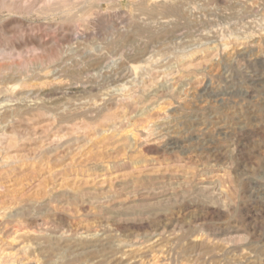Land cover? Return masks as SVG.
<instances>
[{"label":"rangeland","instance_id":"374dc122","mask_svg":"<svg viewBox=\"0 0 264 264\" xmlns=\"http://www.w3.org/2000/svg\"><path fill=\"white\" fill-rule=\"evenodd\" d=\"M45 1L0 0V264H264V0Z\"/></svg>","mask_w":264,"mask_h":264},{"label":"bare ground","instance_id":"6f19581e","mask_svg":"<svg viewBox=\"0 0 264 264\" xmlns=\"http://www.w3.org/2000/svg\"><path fill=\"white\" fill-rule=\"evenodd\" d=\"M44 1H45V0H44ZM100 1H101V0H100ZM45 2H46V1H45ZM56 2H57V0L55 1V3H56ZM50 3L53 4L54 2H53V3L50 2ZM57 3H58V2H57ZM48 4H49V3H48ZM23 5H24V4H23ZM43 5H44V4H43ZM43 5H42V6H43ZM46 5H47V3H46ZM49 5H50V4H49ZM65 5H66V4H65ZM48 7H49V6H48ZM51 8H52V7H51ZM51 8L49 7V9H51ZM53 8H54V7H53ZM53 8H52V9H53ZM62 8H63V7H62ZM54 9H55V8H54ZM65 9H66V7H65ZM40 10H42V9H40ZM44 10H45V9H44ZM44 10H43V11H44ZM56 10H58V9H56ZM56 10H55V11H56ZM70 10H71V9H70ZM50 11H51V10H50ZM46 12H47V9H46ZM48 12H49V11H48ZM58 13H59V12H58ZM46 14H47V13H46ZM40 15H41V14H40ZM68 15H69V14H67V16H68ZM73 16H74V15H73ZM73 16H72V17H73ZM50 17H51V16H50ZM71 19H73V18H71ZM80 19H81V18H80ZM20 28H21V27H20ZM21 29H22V28H21ZM21 34H22V33H21ZM62 36H63V35H62ZM19 37H20V36H19ZM72 37H73V36H72ZM39 39H40V38H39ZM39 43H40V42H39ZM31 45H32V44H31ZM40 45H41V44H40ZM44 46H45V45H44ZM1 47H2V46H1ZM42 49H43V48H42ZM14 50H15V49H14ZM29 54H30V53H29ZM20 55H21V54H20ZM11 56H12V55H11ZM2 59H3V58H2ZM7 59H8V57H7ZM12 59H13V58H12ZM12 59H11V60H12ZM17 59H18V58H17ZM0 60H1V58H0ZM4 60H5V59H4ZM51 60H53V59H51ZM0 62H1V61H0ZM67 89H68V88H67ZM73 90H74V89H73ZM71 91H72V90H71ZM57 94H58V93H57ZM80 94H81V93H80ZM36 104H37V103H36ZM0 105H1V104H0ZM3 106H4V105H3ZM19 106H20V105H19ZM0 107H1V106H0ZM21 107H22V106H21ZM23 108H24V107H23ZM106 108H108V107H106ZM109 109H110V108H109ZM29 110H30V109H29ZM32 111H33V110H32ZM90 111H91V110H90ZM14 112H15V111H14ZM17 112H18V111H17ZM19 112H20V111H19ZM9 113H10V112H9ZM22 113H23V112H22ZM9 119H10V118H8L7 120L10 121ZM5 121H6V120H5ZM19 122H20V121H19ZM79 123H80V122H79ZM7 126H8V125H7ZM7 126H6V127H7ZM16 127H17V126H16ZM78 128H79V127H78ZM0 129H1V128H0ZM17 129H18V128H17ZM19 129H20V128H19ZM26 130H27V129H26ZM6 131H7V130H6ZM19 131H20V130H19ZM23 131H25V130H23ZM29 131H30V130H29ZM41 131H42V130H41ZM2 133H3V132H2ZM26 134H28V133H26ZM36 137H37V136H36ZM38 137H39V135H38ZM38 137H37V138H38ZM24 138H25V137H24ZM13 139H14V138H13ZM32 139H33V138H32ZM8 140H9V139H8ZM16 140H17V139H16ZM12 141H15V140H12ZM3 142H4V141H3ZM5 144H6V143H5ZM5 144H4V145H5ZM7 144H9V143H7ZM7 144H6V146H7ZM0 152H3V151L0 150ZM76 226H77V225H76ZM78 226H80V225H78ZM81 227H82V226H81ZM81 227H80V229H81ZM77 229H78V228H77ZM6 255H7V254H6ZM12 256H13V255H12ZM9 257H10V256H9ZM10 259H11V258H10Z\"/></svg>","mask_w":264,"mask_h":264}]
</instances>
